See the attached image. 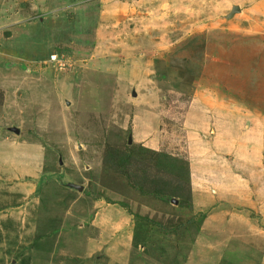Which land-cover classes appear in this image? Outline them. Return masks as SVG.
Segmentation results:
<instances>
[{
    "label": "rangeland",
    "instance_id": "rangeland-1",
    "mask_svg": "<svg viewBox=\"0 0 264 264\" xmlns=\"http://www.w3.org/2000/svg\"><path fill=\"white\" fill-rule=\"evenodd\" d=\"M0 264H264V0H0Z\"/></svg>",
    "mask_w": 264,
    "mask_h": 264
},
{
    "label": "water",
    "instance_id": "water-1",
    "mask_svg": "<svg viewBox=\"0 0 264 264\" xmlns=\"http://www.w3.org/2000/svg\"><path fill=\"white\" fill-rule=\"evenodd\" d=\"M232 13H234V10L232 11ZM14 132L18 133V129L16 127L12 128ZM78 146L81 147L80 143H78ZM61 161V160H60ZM58 180V179H57ZM60 182L61 185H66L67 187L71 188V189H76L79 192H82L84 185L78 184L73 180H70L69 178L65 177L64 178V183H62L60 180H58Z\"/></svg>",
    "mask_w": 264,
    "mask_h": 264
},
{
    "label": "crops",
    "instance_id": "crops-1",
    "mask_svg": "<svg viewBox=\"0 0 264 264\" xmlns=\"http://www.w3.org/2000/svg\"><path fill=\"white\" fill-rule=\"evenodd\" d=\"M145 127H146V126H144L142 129H139V130L137 131V135H139V137H140V134H141V133L143 132V130L145 129ZM139 140H143V141H145L148 145H149V144L151 145V142H150L149 140H146V139H139ZM201 188H204V189L207 190V188H205V187H201ZM106 232H107V233H106ZM109 232H110V231H108V230H103L102 233H101V235H100V239H99V241H101V242L103 243V242H105V241L107 240V237L111 239V235L108 234ZM99 241H98V242H99Z\"/></svg>",
    "mask_w": 264,
    "mask_h": 264
},
{
    "label": "built area",
    "instance_id": "built-area-1",
    "mask_svg": "<svg viewBox=\"0 0 264 264\" xmlns=\"http://www.w3.org/2000/svg\"><path fill=\"white\" fill-rule=\"evenodd\" d=\"M50 59L55 63H62V59L59 57V54L54 53L50 56Z\"/></svg>",
    "mask_w": 264,
    "mask_h": 264
},
{
    "label": "bare ground",
    "instance_id": "bare-ground-1",
    "mask_svg": "<svg viewBox=\"0 0 264 264\" xmlns=\"http://www.w3.org/2000/svg\"><path fill=\"white\" fill-rule=\"evenodd\" d=\"M236 11H239V7H236V8L234 9V12H236Z\"/></svg>",
    "mask_w": 264,
    "mask_h": 264
}]
</instances>
